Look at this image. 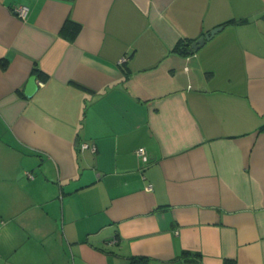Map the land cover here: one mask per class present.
Instances as JSON below:
<instances>
[{"label":"crops","instance_id":"obj_1","mask_svg":"<svg viewBox=\"0 0 264 264\" xmlns=\"http://www.w3.org/2000/svg\"><path fill=\"white\" fill-rule=\"evenodd\" d=\"M1 60L0 264H264V0H0Z\"/></svg>","mask_w":264,"mask_h":264},{"label":"trees","instance_id":"obj_2","mask_svg":"<svg viewBox=\"0 0 264 264\" xmlns=\"http://www.w3.org/2000/svg\"><path fill=\"white\" fill-rule=\"evenodd\" d=\"M241 24V23H247L246 20H229L224 22L223 24H221V26H226V25H234V24ZM80 30V25H78L77 23H74L72 21L66 20L65 23L63 24L61 30H60V34L65 36V35H70V39L73 40L78 32ZM191 44L192 41L189 40H178L175 45L173 46V48L171 49L170 53H174L177 54L178 56L181 57H187L190 56L194 53V51L191 48ZM0 67L2 70H5L7 67V64L5 61H0ZM125 72V70H124ZM127 71L125 72V74L127 75ZM39 76V75H38ZM264 129V128H262ZM190 257H193L190 253L188 252H183L178 258L180 259H184V260H189ZM195 257V255H194ZM223 264H235V262L233 261H224Z\"/></svg>","mask_w":264,"mask_h":264},{"label":"water","instance_id":"obj_3","mask_svg":"<svg viewBox=\"0 0 264 264\" xmlns=\"http://www.w3.org/2000/svg\"><path fill=\"white\" fill-rule=\"evenodd\" d=\"M222 26L215 27L214 29H211L209 32L205 33L203 36H201L199 39H197L195 42L191 44L192 50L195 52L199 50L206 42H208L211 38L214 37L220 30ZM37 83L35 77H30L26 89H25V95L31 96L36 90H37Z\"/></svg>","mask_w":264,"mask_h":264},{"label":"built area","instance_id":"obj_4","mask_svg":"<svg viewBox=\"0 0 264 264\" xmlns=\"http://www.w3.org/2000/svg\"><path fill=\"white\" fill-rule=\"evenodd\" d=\"M26 11L27 9L25 7H18L15 9V12L17 13V15L21 18H24L25 14H26ZM125 61V58H122L121 59V62H124ZM43 84L41 82H38V86H42ZM86 148H90L91 152H95L96 151V148L95 146L92 144V145H89L87 143H81L80 146H79V150H84ZM137 155L142 159L143 162H147L148 161V156L145 152V150L143 148H139L137 151H136ZM29 176V175H28ZM147 190H151V185H148L146 187ZM114 241H111V243H113Z\"/></svg>","mask_w":264,"mask_h":264}]
</instances>
